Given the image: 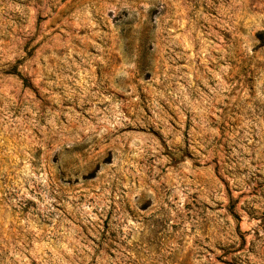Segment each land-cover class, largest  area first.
<instances>
[{
	"label": "rangeland",
	"instance_id": "rangeland-1",
	"mask_svg": "<svg viewBox=\"0 0 264 264\" xmlns=\"http://www.w3.org/2000/svg\"><path fill=\"white\" fill-rule=\"evenodd\" d=\"M0 264H264V0H0Z\"/></svg>",
	"mask_w": 264,
	"mask_h": 264
}]
</instances>
